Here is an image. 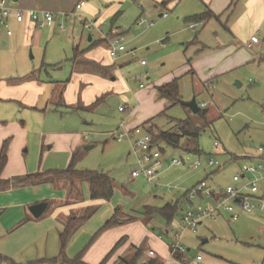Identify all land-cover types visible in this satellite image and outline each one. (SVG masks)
Listing matches in <instances>:
<instances>
[{"label":"crops","instance_id":"0c3cea01","mask_svg":"<svg viewBox=\"0 0 264 264\" xmlns=\"http://www.w3.org/2000/svg\"><path fill=\"white\" fill-rule=\"evenodd\" d=\"M82 1L85 5L77 10ZM159 1L163 2L154 0L156 8L161 6ZM214 1L224 7L230 0ZM127 3L128 0H7L13 13L9 18L12 35L0 14V158L3 152L7 157L0 176L11 185L0 192V264H57L53 261L60 255V234L65 224L84 215L88 208L96 210L69 241L68 258L80 256L86 264H122L123 260L131 262L141 250L139 264L151 260L158 264H184L172 258L169 245L148 229H141V236L135 235L140 221L147 227L154 217L120 206L121 196L135 197L124 187L119 189L116 185L113 199L104 201L91 199L86 182L71 184L64 178H54L37 184H19L28 175L66 170L71 164L84 170L78 167L84 153L79 154L83 148L89 151L93 146L85 125H79V114L97 111L110 96L122 102L118 107L120 113L128 109L122 98L127 100L129 87L121 66L109 51L114 33L125 38L126 29L122 31L118 21ZM247 6L250 12L255 10L259 18H264V0H251ZM163 9L160 17H168L167 7ZM222 9L218 6L212 12L218 16ZM19 11L25 13L22 22L16 20ZM31 11L40 13L41 18L45 13H53L52 25L41 27L32 21L28 16ZM138 21L137 26L142 27ZM105 27L110 28L108 36L103 32ZM92 29L96 34L89 36L92 40L88 38V45H84L80 31ZM217 54L211 57L214 65L222 55ZM94 64L107 70L99 72ZM174 80L157 81L156 91L139 87L135 95L148 107H135L121 127L125 131L141 127L147 132L151 126L159 129L151 117L164 114L167 106L158 89ZM204 88L208 86L205 84ZM122 106L123 112L119 110ZM148 121L151 124L143 127ZM169 131H178V126L173 125ZM115 135L109 134L114 140ZM43 202L48 207L37 219L29 209ZM117 209L120 224L103 229ZM197 262L190 264H231L219 257L197 258Z\"/></svg>","mask_w":264,"mask_h":264},{"label":"rangeland","instance_id":"374dc122","mask_svg":"<svg viewBox=\"0 0 264 264\" xmlns=\"http://www.w3.org/2000/svg\"><path fill=\"white\" fill-rule=\"evenodd\" d=\"M250 4L251 0H230L221 7L214 0H180L168 4V17H160L164 9L156 8L154 0H128L123 7L118 22L122 31L126 29V52L119 53L114 62L121 66V74L129 87L127 100L122 98L128 109L120 113L121 101L110 96L97 111L79 114V125H85L93 148L81 150L79 155L84 153V158L78 167L107 174L119 189L124 187L135 195L134 199L120 197V206L135 212L144 213L146 206L159 209L168 202L179 204V214L172 224L168 225L163 217L156 215L147 227L140 221L136 236H141L146 228L156 236L163 234L164 243L170 245V237L165 232L173 231L186 211L213 203L209 198L197 199L191 207L187 202L188 191L201 182L215 191H224L233 184L234 175L241 173L243 164L254 162L248 157L255 155L264 144V61L261 60L264 58V18H259L255 10L250 12L247 6ZM218 6L223 8L219 18L204 21V27L191 29L190 25L195 23L190 21L191 17L215 11ZM141 19L152 26L138 27L136 23ZM109 27L103 28L105 36L110 34ZM80 32L84 45H88L89 36L96 34L94 29ZM253 36L259 43L251 49L247 45ZM217 53L222 55L214 65L211 57ZM142 61L146 62V67L141 65ZM138 77L141 81L136 80ZM174 79H179L182 102L195 97L199 105H207L201 109L207 111L209 125L193 145L202 154L162 144L165 153L157 178L152 183L144 178L133 180L131 173L137 167V158L132 152V142L128 139L117 142L109 134L125 132L121 125L135 107L143 105L142 108L147 109V103H142L135 95L141 84L151 92L157 90V81L165 83ZM165 106L164 114L151 117L160 130L169 131L176 121L188 119L199 126L205 123L182 103L172 105L166 100ZM215 142L221 149L215 148ZM181 158L186 161L185 165L172 164L173 159ZM210 160L220 166L210 167ZM196 162L201 163L198 169L191 166ZM258 177L262 179L258 183L261 191L258 197L264 201V173ZM168 185L177 189L169 191ZM204 240L207 243L204 244ZM183 244L188 264L196 263L199 256L203 260L219 257L231 264H264V210L243 214L238 222H229L226 213L217 221L205 220L196 234L184 233Z\"/></svg>","mask_w":264,"mask_h":264},{"label":"built area","instance_id":"2783aa9c","mask_svg":"<svg viewBox=\"0 0 264 264\" xmlns=\"http://www.w3.org/2000/svg\"><path fill=\"white\" fill-rule=\"evenodd\" d=\"M84 5L85 2L82 1L77 5L76 9L80 10ZM0 14L3 19V25L8 30V34L12 35L9 18L13 13L12 9L8 7L7 0H0ZM28 16L32 21L39 23L41 27L52 25L55 18L53 13H45L41 18L40 13L35 11L28 12ZM165 16H168V14H165ZM24 17L25 13L21 11L16 13V20L18 22H22ZM78 20L82 21V18L78 16ZM138 25L152 26V24H148L144 19L139 20ZM203 25L204 22L200 21L192 23L190 27L195 30L197 27H202ZM87 28H90V26L87 25ZM258 42L259 39L253 36L247 46L248 48H253ZM109 51L113 59H116L119 53L126 52L125 38L118 33H114L110 41ZM132 54L136 55V52L133 51ZM142 65H146V62L142 61ZM136 80L141 81V77H138ZM140 87L144 88L145 86L141 84ZM199 106L205 108L207 105L206 103H201ZM119 110L123 112L125 111V107L122 106ZM126 139L132 142V152L137 158V167L132 171L131 178L133 180L144 178L149 183H152L160 173L164 153L154 145L151 134L144 131L141 127L115 135L117 142H123ZM215 148L219 150L221 149V145L215 142ZM253 159L254 162L243 164L241 173L234 175L233 184L229 185L224 191H215L208 187L206 182H201L197 187L188 191L187 202L191 207H194L193 203L197 199L203 200L204 198H209L213 203L206 207L199 205L186 211L177 227L171 232H166L171 240L169 249L172 258L175 255H181L183 260H187V250L183 244V235L185 232L196 234L198 227L205 220L217 221L226 213L230 221L237 222L242 218L243 214H253L256 211L264 210V201L258 197L261 193L258 183L262 180L258 175L264 173V144L259 146ZM172 164L181 167L186 164V161L182 158L173 159ZM208 164L210 167L220 166L213 160H210ZM191 166L194 169H198L201 163L196 162ZM167 188L169 191L177 189L176 186L172 185H168ZM258 201L260 203H257ZM159 238L163 239V234ZM201 259V256H199L198 260Z\"/></svg>","mask_w":264,"mask_h":264},{"label":"trees","instance_id":"16d2710c","mask_svg":"<svg viewBox=\"0 0 264 264\" xmlns=\"http://www.w3.org/2000/svg\"><path fill=\"white\" fill-rule=\"evenodd\" d=\"M176 1H180V0H163L161 6L163 8H166L169 3ZM217 18H219V16L215 15L210 10L204 12L201 15H196L191 17L190 21H194V22L209 21ZM103 42L104 41H101L100 43ZM76 52L78 55L79 52L77 51V49ZM261 60L264 61V58H262ZM94 68L99 72H104L107 70L106 68L96 64H94ZM158 92L162 99L169 100L170 103H172V105H177L182 102L180 96V90H179V79H175L173 82L160 87L158 89ZM198 116H200L202 120L205 122L204 125L199 126L193 120L188 119V120L176 121V125L178 126V131H161L154 126H151L147 128V132L151 134L154 145H156L162 153H165V149L162 147V144H164L175 150L180 149L189 153L202 154V151L198 147H195L193 145L197 143L199 136L209 125L206 119L207 111L202 109L198 114ZM150 124L151 121H148L143 125V127H146L147 125ZM237 159L238 158H236V160ZM6 162H7L6 153L3 152L0 158V174L3 168L5 167ZM54 178H64L71 184H74L76 182L88 183L90 188V197L92 200L110 201L111 199H113L115 194L116 184L115 181L109 175L92 170H77L74 168L73 164H71L66 170L48 171L44 173L28 175L27 177L22 179L19 182V184H30V183L37 184V183L47 182L48 180L53 181ZM10 186H11L10 182L8 180H3L0 176V192L7 190ZM95 210L96 209L94 208H88L84 215L79 217L78 216L73 217L67 221V223L65 224L64 231H62L60 234V240H61L60 255L57 259L53 261L54 263L86 264L80 256L75 259L68 258L66 254V249L72 236L85 222L89 220V218L94 214ZM119 212L120 209H117L115 215L104 225L103 229H108L120 224V221L117 216ZM143 212L146 216L149 217H154L156 215H159L167 221L168 225H170L174 222V220L179 214V204L174 202H168L162 208L159 209L151 206H146ZM121 243L122 242H120L118 246H120ZM140 255H141V250L138 252V254L133 258L131 262H127L123 260L122 264H139L138 258L140 257ZM174 259L184 264L187 263V260H183V257L181 255H175ZM0 260H2L1 257ZM102 264H105V262H103ZM145 264H158V262L151 260Z\"/></svg>","mask_w":264,"mask_h":264},{"label":"water","instance_id":"95a60500","mask_svg":"<svg viewBox=\"0 0 264 264\" xmlns=\"http://www.w3.org/2000/svg\"><path fill=\"white\" fill-rule=\"evenodd\" d=\"M92 38L89 37V41H91ZM185 107L189 108L193 114L197 115L200 113V111L202 110L201 107L199 106V104L197 103L196 98L194 97L191 101L189 102H181ZM48 207V204L43 202V203H38L36 205H33L30 207L29 211L30 213L33 215V217L35 218H40L46 211ZM203 243H207V240H204ZM190 251V249L188 250Z\"/></svg>","mask_w":264,"mask_h":264}]
</instances>
